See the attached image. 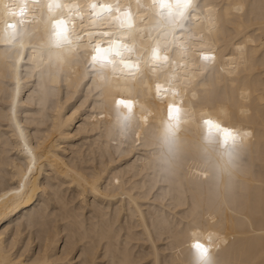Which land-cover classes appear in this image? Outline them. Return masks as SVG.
Segmentation results:
<instances>
[{"label":"bare ground","instance_id":"obj_1","mask_svg":"<svg viewBox=\"0 0 264 264\" xmlns=\"http://www.w3.org/2000/svg\"><path fill=\"white\" fill-rule=\"evenodd\" d=\"M124 1L144 18L135 41L169 57L153 72L150 49L134 79L92 75L77 56L91 52L86 36L61 61L41 57L60 18L47 0H28L23 24L0 8V33L26 34L22 48L0 43V264H197V241L216 264H264V0H194L175 43L149 36L151 0ZM72 20L76 34L92 30L86 7ZM120 99L134 105L127 136ZM169 104L182 110L171 148ZM204 119L248 133L238 156L205 143Z\"/></svg>","mask_w":264,"mask_h":264},{"label":"snow or ice","instance_id":"obj_2","mask_svg":"<svg viewBox=\"0 0 264 264\" xmlns=\"http://www.w3.org/2000/svg\"><path fill=\"white\" fill-rule=\"evenodd\" d=\"M36 0H33L35 3ZM139 6V5H138ZM47 11L49 18L53 16H64V10L68 11V19L59 18L52 20V30L49 34L47 44L39 48L41 57L45 54L49 60L55 56L56 61L63 59L64 53H72L74 49L81 47V41L87 37L86 47L91 48V52H78L77 56H83L90 60L88 68L92 70V75L105 78L110 70L113 75L122 74L125 78H135L141 72L140 50L135 43L136 24L135 16L130 8H122L117 2L98 3L92 0L91 3L82 7L78 4H64L62 0H47ZM87 8V15L91 20L92 30L86 33L76 34L75 29L70 23L73 18L83 19L84 8ZM151 7L157 9L156 15L159 17L153 28L158 33L165 36L170 35L175 43L177 33L183 34L187 30L188 22L192 19L193 13L200 7L194 0H151ZM0 8L12 17H20V23L23 24V17L28 11V0H22L18 6L4 5L0 0ZM108 21H114L117 31L104 30L103 26ZM25 33L18 29L16 23H7L3 32L0 33V43L11 45L12 47H23ZM127 36L131 41L122 37ZM55 50V51H54ZM32 51H37L33 48ZM201 60L205 63H211L214 56L203 54ZM169 61V57L161 51L159 44L151 49L150 62L153 65L152 71L156 67H162ZM175 93V89L169 85V88L162 89L160 84L156 85L157 94L168 92ZM117 104L125 110L118 114L120 133L124 136L130 134L133 117V102L131 100L120 99ZM182 120V110L176 104H169L168 119L165 123L166 141L171 148L174 142V131L180 126ZM204 141L207 144L219 143L224 153L231 160L238 156V149L244 142V136L239 131L225 127L212 119H204ZM30 171V169H29ZM197 264H216L210 249L199 241L193 244Z\"/></svg>","mask_w":264,"mask_h":264}]
</instances>
